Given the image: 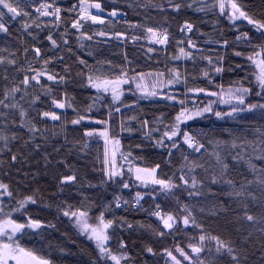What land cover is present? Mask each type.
I'll return each instance as SVG.
<instances>
[{
	"label": "snow or ice",
	"instance_id": "snow-or-ice-1",
	"mask_svg": "<svg viewBox=\"0 0 264 264\" xmlns=\"http://www.w3.org/2000/svg\"><path fill=\"white\" fill-rule=\"evenodd\" d=\"M62 5L63 0H0V34L7 38V46L0 47L4 83L0 89V264H54L50 255L21 242L27 237L29 243H42L46 230H56L55 223L29 213L30 206L41 205L58 219H66L78 237L94 245L95 257L89 264H264V125L254 127L252 139L227 128L223 131L229 139H220L211 129L198 127L208 115L215 121H237L242 113H258L264 121V15L255 17L239 0H133L128 4L132 9L175 15L191 8L204 14L218 10L236 29L234 40L201 33L208 37L205 44L233 48V55L244 58L251 68L248 72L243 64L229 66L228 72L239 70L244 75L225 86L213 79L223 78L224 56L204 54L191 39L197 29L188 19L179 25L183 38L175 40V52L168 54L174 37L164 24L153 23L150 15L128 19L115 0L110 4L68 0L67 6ZM240 22H246L248 30H241ZM121 24L123 30L118 28ZM113 40L121 49L113 54L120 63L101 50ZM45 42L51 53L47 58L42 51ZM129 43L139 45L149 58L163 52L164 69L137 71L129 58ZM240 45L250 49L247 55L236 50ZM181 60L207 66L199 77L174 63L168 67ZM200 79L206 80V86H200ZM70 85L91 93L83 105H77ZM145 100L170 105L174 115L145 114L141 107ZM221 105L228 110H219ZM69 109L75 114L71 120ZM69 125L83 129L79 137L69 138ZM136 134L140 142L125 150L123 139ZM57 137H63V142L53 144ZM100 140L103 151L95 156L99 167L93 166L97 178L93 183L70 160L73 155H86L91 143ZM149 150L160 159L147 164L146 155L136 154ZM33 160L36 165L42 162V170H33ZM240 165L247 166L248 175L237 180L232 171ZM13 169L33 182L50 177L48 198L39 187L29 189L17 181L25 189L20 191L6 182ZM94 191L106 196L97 202L89 195ZM232 204L237 205V214L234 221L226 222L224 231L205 225L202 217L227 215ZM119 211L143 213L145 219L130 221L127 215L117 216ZM228 223L248 228H234L233 238ZM122 232L129 238L118 235ZM133 232L151 241L142 243L136 255L129 247ZM257 233L259 257L253 260ZM36 236L39 240L33 241ZM131 244L134 249L136 241ZM59 252L64 254L66 249L61 247Z\"/></svg>",
	"mask_w": 264,
	"mask_h": 264
},
{
	"label": "trees",
	"instance_id": "trees-1",
	"mask_svg": "<svg viewBox=\"0 0 264 264\" xmlns=\"http://www.w3.org/2000/svg\"><path fill=\"white\" fill-rule=\"evenodd\" d=\"M72 3H75L76 0H71ZM111 3L112 0H101V3ZM130 2H133V0H115L116 6H118L121 11L127 13V18L131 19L133 21L137 19H142L145 15H150L153 17V23L159 22L164 24L165 27L169 29V31L172 33L174 40L170 43L167 52L168 54H172L176 50L175 40L182 39L179 32V25L183 23L185 19L190 20L192 23L196 25V31H194L191 35V39L198 44V47L203 48L205 50L204 54H221L224 56V66H225V73H223V78L221 79L220 76H214L213 79L215 83H223L225 86L228 85L230 81L237 80L241 78L244 75V72L242 71H235V72H228L227 68L229 66H234L236 64H243L248 72H251V68L248 66L247 61L244 58H238L233 55V48L229 47L227 49H224L222 47H218L215 44H205V41L208 39L207 36L201 35V33H206L210 36H212L214 39H228L230 42L234 40V34H236V29L231 28L229 25V21L226 17L219 16L218 10L217 13H200L195 10V8L191 9H184L180 12L179 15H175L171 13L170 11L167 13H159L155 10H143V9H132L128 7V4ZM159 2V0H157ZM188 2H191V0H188ZM209 3H211V0H208ZM244 5H247V10L250 14L254 15L255 17L259 18L262 15H264V0H239ZM68 0H63L62 6H67ZM107 11H110V7H106ZM139 12L140 15L137 16L136 13ZM165 16L167 17V20L165 21ZM121 21L123 20V17L120 18ZM19 23V22H17ZM238 27L241 30H248V26H246V22H240L238 24ZM119 30H123L122 24L118 25ZM63 28L61 27L60 31H62ZM89 31H93L95 29H88ZM221 33H223V37H221ZM13 35H17L15 32V26L13 28ZM46 36V32L41 33L40 40L43 41L44 37ZM22 39L28 40L29 38L24 36L21 37ZM58 38V36H57ZM6 39L3 34H0V47H6ZM73 46L75 45V39L73 37L72 40ZM41 46V45H38ZM158 47V46H157ZM47 43L45 42L42 45V51L45 52V57L47 58V55H50L47 51ZM101 50L104 52V55L108 58H113L114 62L120 63L119 59H116L113 54H118L120 52V46L116 41H110L109 45L102 46ZM238 51H242L247 55L250 51V49L245 45H240L236 48ZM127 51L129 52V58L133 59L135 61L133 67L136 68L137 71H156V70H163L165 67V54L163 52H160L159 55H152L151 58L144 55V51L140 50L139 45H132L131 43L128 44ZM198 55V54H197ZM29 59H33L31 56H29ZM67 59V58H66ZM21 60L23 61V57H21ZM159 61V63L157 62ZM71 62V61H69ZM90 62L91 59H90ZM173 63L180 67V68H187L189 73H191L194 76L199 77L200 76V70L205 68L206 62L197 61V63L194 65L191 61L185 62L183 60L179 62H172L168 63V67H172ZM57 71L60 69L57 68ZM200 86H206V80L200 79L197 81ZM4 87V83L2 80H0V89ZM181 91L182 88L180 86H177ZM69 92L74 94L76 96L77 105H83L86 100L85 98L89 96L91 93L81 91L78 89L75 85L69 86ZM214 90V89H213ZM200 100H203L206 102V99L201 96L199 98ZM130 102V100L128 101ZM254 102V100L252 101ZM141 107L144 110V113L151 116L153 114H159L161 111H164L166 113H169L170 115H174V111L170 105L165 104L163 102H149L147 100L142 101ZM178 110V109H177ZM222 111H227V106L221 105L220 109ZM127 115H131L132 113H126ZM74 113L69 109L67 110V119L71 120L74 118ZM99 118V117H97ZM215 121V117L208 115L206 116L201 123L198 125V127H202L205 130H210L213 132L214 135H216L220 139H229L228 134L224 132V129H231L233 132H235L238 135H247L248 139L253 138V129L254 127L264 125V121L259 119V114L257 113L255 116L247 115V114H241V117L238 118L237 121H231V120H225V121H215L213 124L212 122ZM87 123V122H86ZM49 127L52 125L49 124ZM83 129H81L79 126H71L69 125L68 131H69V138L73 137H79V134L82 132ZM62 143L63 137H57L53 138L52 143ZM139 135L136 134L130 139H123V144L125 146V150H128V145L132 144L133 146L135 143H139ZM134 150V148H133ZM48 151H51V146L48 147ZM103 151V142L100 140L98 143L93 142L90 145V149L88 150L87 154H82L81 156H75L73 155L70 162L76 163L78 167L81 168L82 172H85L88 174V178L93 181V183L96 182V177L93 175V166L99 167V164L95 162V156L97 152H100L102 154ZM137 155H146L147 156V164H151L154 160H159L160 157L153 155L151 150L147 151L146 153H136ZM39 157H36L38 159ZM33 170H35L37 167H40L42 170V162L41 165H36L35 160H33ZM259 166V165H258ZM7 170V169H4ZM27 170V168H25ZM13 175L6 180V182H10L13 184L14 188H18L20 191H24L25 189L17 184V181H23L24 184L28 185V188H35L39 187L41 189L42 194L47 199L48 193L52 189L50 188L51 179L50 177H41L38 178L37 182H33L31 178L25 179L22 174L17 175L15 174V169L12 170ZM164 172L170 174V169L167 167H164ZM242 175H248L247 173V166L246 165H240L233 169L232 171V177L240 180ZM0 176H2V171H0ZM250 179L251 176H248ZM110 192L111 189H108ZM90 196L97 202H99L100 198L105 197L106 193L102 191H94L89 193ZM127 195V193H126ZM73 203L75 201H72ZM149 203H151L149 201ZM211 199L209 200V204H211ZM147 207V204L145 205ZM30 214L34 215V218H41L44 219L46 222L51 221L56 224V230H46L44 232L45 239L42 243H29L28 238L26 237L24 240H22V244H24L26 247H35L40 250V254L43 255H50V257L54 260V264H89L90 260L95 257L94 252V245L87 241L84 237H78L77 233L69 226V222L66 219H58L56 215L54 214V211H48L45 210L42 205L39 207L36 206H30L28 209ZM97 213H93V215H96ZM237 214V205L232 204L229 210V213L227 215H220L218 217L208 216L205 215L202 217V219L205 222V225L210 228L212 231H224L226 222L234 221L235 216ZM121 215H127V218L132 220H144L145 215L143 213L136 214V213H125L123 211L117 212V216ZM111 218V217H109ZM240 227L242 229L248 228V225L246 224H227V231L231 232L233 235V238L236 237V233L234 231V228ZM251 230V229H249ZM67 234V238L63 234ZM246 234V233H245ZM118 235L124 236L126 239H128V234L126 232L118 233ZM141 234L133 232L129 241V247L130 250L133 251V255H136L137 252L140 251V246L142 243H151V241L148 239L147 235H143L142 238L140 237ZM33 241H38L39 237H33ZM136 241V247L133 249L131 241ZM75 241V243H73ZM260 236L259 234H254L253 236V242L255 244V247L252 249L256 252V255L252 257L253 260L258 259L259 257V247H260ZM49 243L51 244V247H48ZM166 243H171V240L169 239ZM155 246V245H154ZM65 248L66 252L64 254L59 252V248ZM115 247V245H113ZM69 253H74V255H71ZM141 262L145 257L141 254L140 257ZM149 264H151V261H149ZM160 264H163V261L160 262Z\"/></svg>",
	"mask_w": 264,
	"mask_h": 264
},
{
	"label": "rangeland",
	"instance_id": "rangeland-1",
	"mask_svg": "<svg viewBox=\"0 0 264 264\" xmlns=\"http://www.w3.org/2000/svg\"><path fill=\"white\" fill-rule=\"evenodd\" d=\"M105 11H107V10H105Z\"/></svg>",
	"mask_w": 264,
	"mask_h": 264
}]
</instances>
